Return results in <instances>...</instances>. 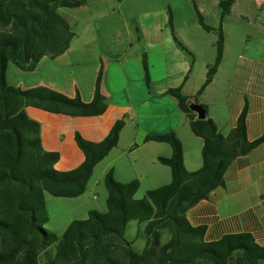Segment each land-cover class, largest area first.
I'll use <instances>...</instances> for the list:
<instances>
[{
    "label": "trees",
    "instance_id": "trees-1",
    "mask_svg": "<svg viewBox=\"0 0 264 264\" xmlns=\"http://www.w3.org/2000/svg\"><path fill=\"white\" fill-rule=\"evenodd\" d=\"M190 1L199 24L210 30L195 1ZM84 2L0 0V264H40L41 257L45 264H264V246L250 233H229L205 241V226H191L185 216L189 206L224 185L225 169L234 157L264 142V134L248 139L246 105L235 125L223 135L196 96L212 80L221 61L222 21L235 0H219L216 57L197 94L186 95L180 86L165 91L176 98L193 134L202 138V165L196 170L185 167L182 143L175 131L147 135L146 140L171 146L169 157H158L170 167L169 183L135 198L139 181L120 182L110 169L104 177L106 211L90 209L86 218L73 219L61 234L44 227L49 220L46 193L64 197L83 193L94 166L117 144L124 120H116L100 141L87 140L76 132L83 161L73 169L59 171L54 166L59 153L44 149L39 122L26 114L25 107L71 116L102 114L107 107L101 90L103 64L97 71L90 101H83L78 91L69 97L46 86L13 87L7 83L5 72L8 62L33 70L42 56L54 58L67 50L75 32L58 9ZM171 21L169 11V26L178 42ZM142 68L149 87L145 53ZM191 104L203 108V118L197 117ZM131 220L143 223L145 244L140 251L134 250L132 241L124 235ZM163 233L167 235L164 241Z\"/></svg>",
    "mask_w": 264,
    "mask_h": 264
},
{
    "label": "crops",
    "instance_id": "crops-1",
    "mask_svg": "<svg viewBox=\"0 0 264 264\" xmlns=\"http://www.w3.org/2000/svg\"><path fill=\"white\" fill-rule=\"evenodd\" d=\"M195 4L210 30L199 24L196 12L190 15L172 11L171 22L178 42L169 26V14L156 28L142 31L146 53L138 52L132 57L142 65L143 53L146 54L149 87L145 85L143 74L139 75L141 80H134L125 75L114 76L111 71L110 78H104L101 85L107 107L100 115L71 116L25 107L26 114L39 122L44 149L59 153L54 165L59 171L73 169L83 161V152L75 141L76 132L87 140L100 141L116 120H124L117 144L94 166L84 192L76 197L57 196L74 200L81 208L78 216H74L73 211V216L65 221V228L73 219L86 218L90 209L106 211L108 192L104 177L110 169L120 182L138 180L135 195L139 193L140 197L147 190L170 182V167L159 162L158 157H169L171 146L164 141L146 140L147 135L175 131L182 143L185 167L196 170L202 165V138L191 131L176 98L165 92L180 86L186 95L197 94L208 66L215 60L219 0L206 3L208 8H217L211 18L207 15L210 11L205 13ZM222 32L221 61L212 80L196 95L197 100L205 105L207 115L223 135L235 125L246 105L247 136L254 140L264 134V0H235L223 18ZM75 38L76 33L62 54L54 58L42 56L33 70H23L8 62L7 83L23 89L46 86L69 97L78 91L83 101H90L102 58L97 54L87 55V60L93 63L91 74L86 79L81 78L85 68L76 74L74 65L79 59L76 54L83 52L84 47L77 45ZM118 61L120 58L116 59ZM110 64L108 61L107 72ZM224 181V185L214 188L208 197L187 208L188 223L205 226V241L246 232L264 246V142L234 157L225 169ZM100 195L103 204L98 205Z\"/></svg>",
    "mask_w": 264,
    "mask_h": 264
},
{
    "label": "rangeland",
    "instance_id": "rangeland-1",
    "mask_svg": "<svg viewBox=\"0 0 264 264\" xmlns=\"http://www.w3.org/2000/svg\"><path fill=\"white\" fill-rule=\"evenodd\" d=\"M195 2L203 12L210 11L207 14L209 18L216 13V6L213 8L206 6V3L213 0H195ZM58 11L71 23L76 33L74 42L84 47L83 52L76 54L79 59L74 65V71L79 74L78 70L84 67L85 71H82L81 78L86 79L91 74L93 64L86 56L97 54L102 58V83L104 78L107 80L110 78L111 71L114 76L125 75L134 80H141L139 78V75L143 74L141 62L133 59L132 56L138 52L146 53L142 31L156 28L163 23L165 18H168L169 11L175 14H195L190 0H85L81 6L60 7ZM117 58H120V62H116ZM108 61L111 64L107 72ZM10 67L14 65L10 64ZM45 196L49 221L44 227L61 234L66 226L65 221L73 216V211L76 212L74 216H78L81 208L69 198L57 197L49 193ZM140 196L141 194L137 193L134 197L141 198ZM97 204H103L101 195ZM124 235L132 241L134 250L140 251L144 247L143 223L131 220L126 226ZM166 238V233H163L161 240L164 241ZM40 264H45L42 257Z\"/></svg>",
    "mask_w": 264,
    "mask_h": 264
},
{
    "label": "water",
    "instance_id": "water-1",
    "mask_svg": "<svg viewBox=\"0 0 264 264\" xmlns=\"http://www.w3.org/2000/svg\"><path fill=\"white\" fill-rule=\"evenodd\" d=\"M190 108L195 111L196 115L198 118H203L204 117V110L203 108L198 105V104H191Z\"/></svg>",
    "mask_w": 264,
    "mask_h": 264
}]
</instances>
